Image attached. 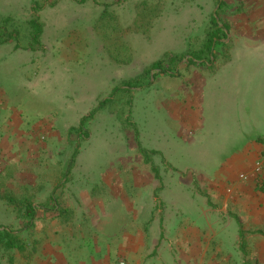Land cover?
Here are the masks:
<instances>
[{
	"label": "rangeland",
	"instance_id": "1",
	"mask_svg": "<svg viewBox=\"0 0 264 264\" xmlns=\"http://www.w3.org/2000/svg\"><path fill=\"white\" fill-rule=\"evenodd\" d=\"M208 1L0 0V16H9L7 27L20 32L18 40L0 43V90L23 103L36 122L56 120L64 136L68 132L64 140L41 135L53 143L52 164L69 166L78 149L71 179L64 171L46 179L71 180L73 191L103 198L108 226L119 227L140 208L118 181L126 182L140 164L153 166L157 194L181 200L189 213L195 176L188 169H210L223 160L231 150L229 120L257 118L258 96L249 93L234 107L225 86L215 83L223 68L213 83L195 74L203 70L197 58L213 22ZM34 18L43 28L40 45L32 38ZM173 53L184 58L166 64L171 73L146 72ZM205 54L208 65L212 56ZM133 78L141 87L121 90ZM139 186L149 196L151 184ZM6 214L0 200V224ZM146 216L143 211L139 222Z\"/></svg>",
	"mask_w": 264,
	"mask_h": 264
},
{
	"label": "crops",
	"instance_id": "2",
	"mask_svg": "<svg viewBox=\"0 0 264 264\" xmlns=\"http://www.w3.org/2000/svg\"><path fill=\"white\" fill-rule=\"evenodd\" d=\"M208 2L216 24L207 28H218L219 50L208 65L201 53L203 70L195 74L217 81L223 68L215 83L225 86L231 106L254 93L258 115L228 121L231 150L223 160L210 169H188L195 176L185 203L190 212L182 211L181 200L159 196L153 166L140 164L126 182L118 180L140 208L121 227L106 225L103 198L73 191L71 180L46 179L59 171L72 178L73 166L51 163L50 140H64L68 132L64 136L56 120L36 122L23 103L0 90V200L8 220L0 232L10 235H1L0 264H264V174L240 178L264 157V0ZM43 133L51 139L43 141ZM142 182L151 184L149 196L142 195ZM143 211L148 216L140 223Z\"/></svg>",
	"mask_w": 264,
	"mask_h": 264
},
{
	"label": "trees",
	"instance_id": "3",
	"mask_svg": "<svg viewBox=\"0 0 264 264\" xmlns=\"http://www.w3.org/2000/svg\"><path fill=\"white\" fill-rule=\"evenodd\" d=\"M213 23L216 24V19L213 18ZM11 18L9 16H0V43H4L7 40H10L12 38H15L16 40L19 39L20 36V32L18 29H10L7 27V24H9L11 22ZM32 23V38L33 41L35 43V45H40V38L42 36L43 33V28L41 26V24L39 23V19L34 18V20L31 21ZM207 44L205 45V49L203 50L204 53H207L210 56H215V49H216V45H215V40L219 39V31L218 28L214 29L211 33L208 32V37H207ZM214 46V48H213ZM19 47V46H17ZM214 51V52H213ZM207 56V55H206ZM184 58V55H180V54H166L165 57L161 58L160 60L154 62L151 67L149 68V70L147 69L146 72H150L152 70H158L161 73H171L172 70L170 68L169 65H176L179 62H181ZM208 60V57H206ZM198 59V58H197ZM194 61L191 60L190 63H193ZM167 63H170L169 65H166ZM204 64H206V62H204ZM207 65V64H206ZM138 78H133L131 80H128L127 82L124 83V87L121 88V90L123 91H129L130 89H132L133 87H138L140 86L138 83ZM141 87V86H140ZM116 93V90H114V92L112 93V97ZM110 100H112V98H108L105 101H103V103L101 105L106 104L107 102H109ZM96 111V110H95ZM94 113V112H93ZM85 119L81 120L80 123V129L83 130V121ZM143 152L145 153V151L143 150ZM78 153V149H76L73 153L72 159L69 163L70 168L73 166L74 161H75V157ZM30 213H34V209L30 206ZM30 223V222H29ZM9 237V233H7L6 231H4ZM4 232H0V239H1V235Z\"/></svg>",
	"mask_w": 264,
	"mask_h": 264
},
{
	"label": "built area",
	"instance_id": "4",
	"mask_svg": "<svg viewBox=\"0 0 264 264\" xmlns=\"http://www.w3.org/2000/svg\"><path fill=\"white\" fill-rule=\"evenodd\" d=\"M1 169H2V167H1V151H0V171H1ZM263 174H264V157L258 159L255 162L254 168L250 174L242 173V174H240V178L247 180L249 177H257V176H261ZM116 264H128V262L125 260H120Z\"/></svg>",
	"mask_w": 264,
	"mask_h": 264
}]
</instances>
